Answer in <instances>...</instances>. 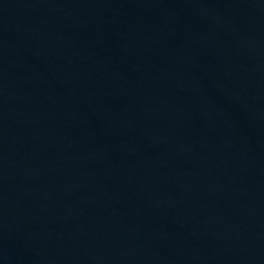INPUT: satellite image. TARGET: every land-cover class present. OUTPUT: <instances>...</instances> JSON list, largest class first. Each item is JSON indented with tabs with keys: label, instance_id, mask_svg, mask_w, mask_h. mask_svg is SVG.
<instances>
[{
	"label": "water",
	"instance_id": "95a60500",
	"mask_svg": "<svg viewBox=\"0 0 264 264\" xmlns=\"http://www.w3.org/2000/svg\"><path fill=\"white\" fill-rule=\"evenodd\" d=\"M0 264H264V0H0Z\"/></svg>",
	"mask_w": 264,
	"mask_h": 264
}]
</instances>
